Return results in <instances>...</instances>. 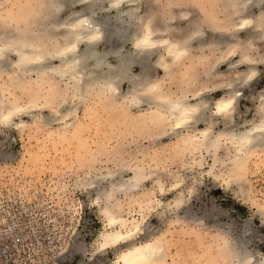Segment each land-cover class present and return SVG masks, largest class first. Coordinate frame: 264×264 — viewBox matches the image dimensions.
I'll list each match as a JSON object with an SVG mask.
<instances>
[{
  "label": "rangeland",
  "instance_id": "rangeland-1",
  "mask_svg": "<svg viewBox=\"0 0 264 264\" xmlns=\"http://www.w3.org/2000/svg\"><path fill=\"white\" fill-rule=\"evenodd\" d=\"M11 1L0 0L2 15L1 6H8ZM232 2L233 0H143L141 13L155 15L154 19H160L161 15L181 13L184 10L189 11L195 21L200 18V21L208 25L211 22L209 18L217 19L225 12L231 13ZM253 2L258 1L251 2L253 7L250 9L254 13L259 14L264 10V0L262 3L259 1V5ZM81 8L82 6L78 5L71 10L78 11ZM69 10L62 14V18L67 16ZM205 11L210 16L205 14ZM1 14L0 31H3L9 26L4 23ZM239 14L241 13L232 16L235 23L240 21ZM159 19L155 20L156 25L159 24ZM260 23L263 24L260 32L264 33V11ZM176 25L183 26L185 33H191V28L194 27L193 23L186 20ZM171 31H174L173 28ZM207 32L211 30L208 29ZM232 33L230 29L225 34L212 32L211 38L222 41L226 34ZM240 34L247 37L246 31L242 30ZM262 39L260 37L255 41V49L252 52L254 57L257 56L255 58L260 59L258 69L252 77V84L242 87L246 96H241L238 103V110L244 112V118L256 115L260 96L264 93ZM109 47V44L101 43L98 49L104 51ZM199 48L197 41L189 57L173 66V70L168 74H165L163 68L152 70V73L162 79L164 89L177 96H189L204 87L213 97L221 95L222 91L216 86L220 80L218 75L215 76L216 69L222 70H217L221 73L229 71L227 76H230L236 68L231 67L228 61L217 63L216 59L221 55V51ZM124 49L131 50L132 44L126 43ZM10 59L15 60L17 56L12 54ZM156 59L157 56L151 58L152 64ZM227 60L236 62L239 56L235 55ZM111 62L116 64V58L111 57ZM141 68V65L135 64L129 75H140L143 72ZM98 70H95L94 75L101 74V70L105 71L107 67ZM32 71L27 75L23 72L21 76L17 74L24 80L29 77L26 81L17 79L16 76L12 78L14 74H7V71L0 76V91L5 93L4 96L8 99L5 101L8 104H13V107H26L29 102L36 103L37 106L33 105L30 109L28 106L24 111L16 113L10 123L0 124V189L6 188L9 192L17 190L36 199H39V194H44L46 202L52 200V218L58 222L55 225L57 229L53 231L60 240V243H57L60 248L55 257H47L43 264H118L115 261L117 254L128 245L123 244L100 252L95 250L98 248V236L106 227L101 208L110 198L109 195H99L100 189L117 190L116 196L122 202L132 204L134 210L131 216L135 214L134 216L139 217L141 208L137 203L141 200H163V206L158 210L153 209L143 226L146 237L141 235L144 239L163 236L168 264H234L230 261L226 263L227 256L222 257L224 253L220 252L221 238L228 234L231 236L229 240L233 239L232 243L234 242L241 253L250 254L249 264H263V145L250 160L244 177L234 178L227 169H220L221 165H218L216 171L221 176L216 178L207 172L212 162V157L207 151H203L205 158L201 162L197 161L200 159L199 154H191L185 149H179L174 154L164 150L162 145L173 138L168 133L160 138L158 129L154 131L144 128L138 118L143 111L137 105L120 102L117 98H113V104L110 105L108 101L105 103L91 97L88 99L89 103L86 101L80 106L78 97L73 103L67 98V90H64L65 80L62 83L57 77L51 76L50 82H43L39 80L37 71ZM11 79L12 88L9 85ZM17 82L24 83V87L20 84L15 88ZM128 87L129 81L126 80L121 90H127ZM61 90L66 91L67 95L61 97L56 94L62 92ZM45 102H48V106H43ZM103 104H107L106 107ZM69 106L73 108L68 110L70 115L65 117ZM58 118L60 120H57ZM66 121L74 122L69 128L61 127V123ZM200 126L204 127L205 123H200ZM134 168L145 169L148 177L137 185L138 189L130 193L120 187L122 180L134 175ZM96 179L99 185L92 187ZM97 195L101 198L96 199ZM179 198L184 199V206L172 207ZM187 214L199 217V222L187 221Z\"/></svg>",
  "mask_w": 264,
  "mask_h": 264
},
{
  "label": "bare ground",
  "instance_id": "bare-ground-1",
  "mask_svg": "<svg viewBox=\"0 0 264 264\" xmlns=\"http://www.w3.org/2000/svg\"><path fill=\"white\" fill-rule=\"evenodd\" d=\"M12 1L8 6L5 4L1 6L3 15L0 14L9 28L0 31V76L7 71V74H14L12 78L16 76L20 79L22 77L17 76L18 73L20 76L22 72L27 75L29 71L35 70L40 76L39 80L43 82L49 81L51 76L57 77L60 82L65 80L64 90H67V98L71 103L78 97L80 99L78 104L81 103V106L91 97H96L98 101L105 103L108 101L110 105L113 104L111 101L113 98L123 103L137 105L143 111L138 118L144 128L158 129L160 138L164 134L167 136V133L173 138L172 141L165 142L166 144L159 142L163 144L164 150L174 154L179 149H185L191 154H199L200 159L198 157L197 161L201 162L205 158L203 151H207L212 157L210 169L207 171L209 174L220 178L221 175L217 174L216 170L218 165H221L220 169L222 167L227 169L226 171L234 178L245 176L253 155L261 149L259 148L261 145L264 146V93L260 96L256 115L244 118V112L238 110L239 99L246 96L242 92V87L252 84V77L258 69V60L260 61L255 58L257 56L252 55L255 41L260 37L264 39L263 31L260 32L263 26L260 20L263 18L264 10L259 14L254 13L250 9L252 0H233L231 13L225 12L220 19L209 18L211 22L208 25L200 21V18H196L195 21L190 12L184 10L181 13H167L161 15L160 19L157 17L154 19L155 15L141 13L143 0ZM257 1L262 3L263 0ZM258 2L253 3L259 5ZM78 5L82 6L80 10H71ZM67 10H69L67 16L62 18V14ZM238 13H241L240 21L235 23L232 16ZM205 14L210 16L206 11ZM156 18L159 19L157 25ZM182 20L193 23L191 33H185L183 26L176 25ZM208 29L211 32L208 33ZM228 29L233 33L226 34L222 41L211 38L212 32L225 34ZM242 30L246 31L247 37H242L240 34ZM197 41L199 49L221 51V55L216 59L217 63L228 61L231 67L236 68L230 76H227L229 71L224 72V75L217 72L222 70L216 69L215 76L218 75L220 78L216 86L222 91L219 97H213L204 87L189 96L174 95L175 93L164 89L162 79L152 73V70L157 68H163L165 74L170 73L173 66L189 57ZM101 43H107L110 47L100 51L98 48ZM126 43L132 44L131 50L124 49ZM12 54H15L17 59H10ZM235 55L239 56L238 61L227 60ZM154 56H157V59L152 64L151 58ZM111 57L116 58V64L111 62ZM135 64L143 68L141 76L135 74L131 76V73L129 75ZM239 65L246 67L240 68ZM103 67H107V70H101L103 71L101 74L94 75L95 70ZM28 78L22 80L26 81ZM126 80L129 81V87L127 90H121ZM20 84L24 87V83L17 82L15 88ZM56 94L62 97L66 91ZM4 95L5 93L0 91V124L10 123L16 113L24 111L28 106L29 109L33 105L37 107L36 103L29 102L26 107L23 105L13 107V104L12 106L8 104V99ZM56 97L54 95V98ZM44 104L43 106H48V102ZM73 106L66 109L65 117L70 115ZM73 122L61 123V127L69 128ZM200 123H205V126H200ZM144 170L134 168V175L124 177L120 188L130 193L138 189L142 180L148 177ZM98 182V179L94 180L92 187H97ZM140 188L142 189L141 186ZM115 191L109 189L98 191L99 195H109L110 198L101 208L106 227L98 236V248L95 250L100 252L126 244L128 246L116 256L115 261L118 264H168L163 236L143 238L146 220L153 209L158 210L163 206V200H141L137 203L141 208L139 217L134 216L135 214L131 216L134 210L132 204L122 202ZM99 195L96 199L101 198ZM41 201L40 204L45 207H48L47 204H53L52 200L46 202L45 197H42ZM184 204V199L179 198L172 207H181ZM51 207L53 208V205ZM185 217L192 223L200 220L199 217L188 214ZM228 236L221 238L220 245V252L224 253L222 257L227 256L226 263L230 261L234 264H249L250 254L241 253L234 242L232 243L233 239L229 240L231 236L230 238ZM54 238L57 242L50 257H55L60 248L57 244L60 240L55 234ZM46 258H40L38 264H43Z\"/></svg>",
  "mask_w": 264,
  "mask_h": 264
},
{
  "label": "built area",
  "instance_id": "built-area-1",
  "mask_svg": "<svg viewBox=\"0 0 264 264\" xmlns=\"http://www.w3.org/2000/svg\"><path fill=\"white\" fill-rule=\"evenodd\" d=\"M43 195L36 199L0 189V264H38L52 255L57 242L52 230L58 222L52 218V205L40 204Z\"/></svg>",
  "mask_w": 264,
  "mask_h": 264
}]
</instances>
